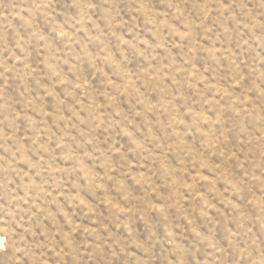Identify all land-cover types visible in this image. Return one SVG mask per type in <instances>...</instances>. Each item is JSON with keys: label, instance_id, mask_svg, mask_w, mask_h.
<instances>
[{"label": "rangeland", "instance_id": "obj_1", "mask_svg": "<svg viewBox=\"0 0 264 264\" xmlns=\"http://www.w3.org/2000/svg\"><path fill=\"white\" fill-rule=\"evenodd\" d=\"M0 264H264V0H0Z\"/></svg>", "mask_w": 264, "mask_h": 264}]
</instances>
